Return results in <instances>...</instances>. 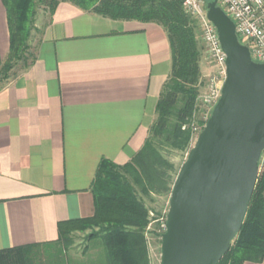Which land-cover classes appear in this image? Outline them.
Returning a JSON list of instances; mask_svg holds the SVG:
<instances>
[{"label": "crops", "instance_id": "crops-1", "mask_svg": "<svg viewBox=\"0 0 264 264\" xmlns=\"http://www.w3.org/2000/svg\"><path fill=\"white\" fill-rule=\"evenodd\" d=\"M10 48L0 0V63ZM201 67L205 79L212 68ZM171 68L157 23L67 1L49 11L33 60L0 87V249L55 241L61 221L94 213L101 159L124 164L140 150Z\"/></svg>", "mask_w": 264, "mask_h": 264}, {"label": "trees", "instance_id": "trees-1", "mask_svg": "<svg viewBox=\"0 0 264 264\" xmlns=\"http://www.w3.org/2000/svg\"><path fill=\"white\" fill-rule=\"evenodd\" d=\"M3 1L10 27L9 57H20V46L32 28L35 0ZM43 1L51 12L59 2L67 1L103 17L161 25L171 45L172 68L157 101L156 118L140 150L124 164L106 157L101 159L92 185L94 213L61 221L59 237L55 241L0 249V264H40L36 262L42 253L38 248L60 242L65 249L74 232L87 229L92 230L87 235L90 241L100 240L102 243L103 254L97 264H150L146 231L153 218L146 198L153 199L154 194L171 195L180 168L171 160L170 154H186L195 141L192 120L200 112L198 97L204 85L201 65L206 60L200 23L185 10L184 0ZM0 66L6 68L7 62L0 63ZM166 219L164 215L155 225L157 229L152 231L160 243L162 223ZM263 260L264 168L259 172L244 223L230 249L217 264L259 263ZM44 264L57 263L48 259Z\"/></svg>", "mask_w": 264, "mask_h": 264}, {"label": "water", "instance_id": "water-1", "mask_svg": "<svg viewBox=\"0 0 264 264\" xmlns=\"http://www.w3.org/2000/svg\"><path fill=\"white\" fill-rule=\"evenodd\" d=\"M227 55L221 96L175 178L160 264H217L246 218L264 149V62L252 59L233 19L207 2Z\"/></svg>", "mask_w": 264, "mask_h": 264}, {"label": "built area", "instance_id": "built-area-1", "mask_svg": "<svg viewBox=\"0 0 264 264\" xmlns=\"http://www.w3.org/2000/svg\"><path fill=\"white\" fill-rule=\"evenodd\" d=\"M223 9L233 19L239 39L248 45L252 59L264 62V0H218ZM187 12L200 23L202 40L206 46V59L211 72L204 79L202 92L198 97L199 121L193 124L195 139L203 129L218 102L227 75V55L222 48L216 26L208 18L206 0H184ZM264 168V149L259 159V172ZM163 231L166 222L162 223Z\"/></svg>", "mask_w": 264, "mask_h": 264}, {"label": "rangeland", "instance_id": "rangeland-1", "mask_svg": "<svg viewBox=\"0 0 264 264\" xmlns=\"http://www.w3.org/2000/svg\"><path fill=\"white\" fill-rule=\"evenodd\" d=\"M33 10H35V13L32 18V28H30L26 40L20 46V51L18 53L20 57H18V55L13 57L8 56L4 61V63L7 62L6 68L2 69V66H0V87L7 82L6 80L22 72L34 58L40 31L43 27V23L47 20L50 9L45 1L35 0ZM198 118L197 115L194 116L192 120L193 124H198ZM194 142L192 144H194ZM187 154L188 152L186 154L172 152L170 158L175 165L180 168ZM169 199L170 195L168 196L165 194H154L153 199L146 198V203L152 210L151 218H153L146 231L150 264L161 263V243L158 236L153 235L152 231L153 229H157L155 225L162 221L164 215L167 216ZM91 231V229H87L85 231L74 232L72 234V241L65 246V249L64 245L60 242H54L51 245L43 246L41 249L38 248V250H42V253H39L36 262L44 264V262L47 263L49 259V261L53 260L57 264H97L98 258L103 254L102 243L100 240L90 241L87 238V235H89Z\"/></svg>", "mask_w": 264, "mask_h": 264}]
</instances>
